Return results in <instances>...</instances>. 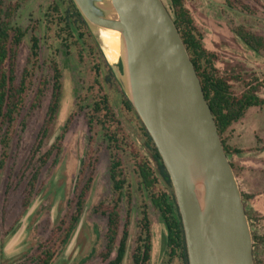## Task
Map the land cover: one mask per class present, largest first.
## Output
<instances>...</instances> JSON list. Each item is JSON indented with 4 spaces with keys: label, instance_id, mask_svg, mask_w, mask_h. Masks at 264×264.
Instances as JSON below:
<instances>
[{
    "label": "trees",
    "instance_id": "trees-1",
    "mask_svg": "<svg viewBox=\"0 0 264 264\" xmlns=\"http://www.w3.org/2000/svg\"><path fill=\"white\" fill-rule=\"evenodd\" d=\"M162 1V0H161ZM225 8L239 14L245 22H258L257 11L243 0H219ZM27 0H0V168L15 136L16 124L22 116L31 95L29 109L40 108L50 84V99L32 157L38 156V167L26 185L22 208L30 205L41 169L53 157L58 163L61 143L70 124L68 117L60 134L44 154L39 151L53 132L59 115L63 73L58 61L61 52L83 69V80L76 96L75 111L84 114L88 130L85 160L78 172L79 193L60 244L64 248L79 223L82 209L91 190L93 178L85 173L91 167L89 148L100 144L109 157V197L100 203L96 213L106 218L103 260L106 264H151L152 221L150 214L159 218L165 229V248L162 264H188L180 215L176 206L169 176L158 152L124 95L98 42L78 13L71 0H53L44 17L26 28L14 24L15 15ZM163 3V1H162ZM165 6L171 17L200 81L205 100L210 108L225 155L237 178L240 169L232 157L244 151L230 145L233 126L239 123L251 108H264V78L239 82L234 75H222L215 67V55L207 51L201 31L186 8L185 0H167ZM247 24L232 29L250 51L264 58V38L252 32ZM44 48L43 60L40 58ZM24 52L22 64L19 56ZM45 70L51 74L50 83ZM37 78H39L37 80ZM233 83L241 90L234 91ZM264 148V147H263ZM242 196L243 205L254 195ZM108 206V207H107ZM107 207V208H106ZM106 208V209H105ZM95 209V208H94ZM245 214L249 223L258 221L253 211ZM94 211V210H93ZM124 222L121 224V213ZM63 225V226H61ZM121 228V230H120ZM252 230V229H251ZM132 232V234H130ZM131 235V244L129 238ZM253 264H263L256 257L257 248L264 244V235L252 231ZM36 264H51L50 250L40 251ZM94 254V253H93ZM114 255L110 261L109 257Z\"/></svg>",
    "mask_w": 264,
    "mask_h": 264
},
{
    "label": "rangeland",
    "instance_id": "rangeland-1",
    "mask_svg": "<svg viewBox=\"0 0 264 264\" xmlns=\"http://www.w3.org/2000/svg\"><path fill=\"white\" fill-rule=\"evenodd\" d=\"M52 1L27 0L16 13L14 24L26 28L32 22L41 20ZM162 1L167 5V0ZM243 1L257 11V16L253 18L258 22L243 21L239 14L226 9L219 0H185L186 8L202 33L205 49L215 55V67L218 72L225 76L234 75L238 77L239 82L264 78L263 56L250 51L232 34L234 27L244 23L252 32L264 38V0ZM25 51L24 48L19 56L20 65ZM43 56L44 48L41 47V60ZM58 61L63 73L59 115L53 132L42 145L39 155L44 154L49 145H52L68 117H71L70 124L61 143L58 163L53 164L51 157L41 169L30 205L24 210L22 204L26 185L38 167V156L36 154L32 157V154L39 140L50 99L51 74L45 70L50 84L41 106L31 111V95L29 96L22 116L16 124L15 136L4 166L0 168V264H36V260L41 257L40 251L45 249L54 255L51 264H106L102 258L106 218L95 211L100 203H107L110 188L109 157L100 144L88 149L93 164L85 173L91 174L93 182L79 223L67 245L62 248L60 244V233L66 228L75 205L74 197L83 187L82 184L77 187L78 172L82 161L88 164L87 160L84 161L88 130L84 114L75 111L83 69L69 60L63 52L60 53ZM233 87L236 92L241 90L240 84L233 83ZM259 96L264 99V91ZM232 131L229 144L244 151L232 157L233 164L240 169L236 178L238 187L241 194L254 195L244 206L246 211H253L259 217L258 221L249 223L251 235L253 231L261 236L264 235V108L249 109L242 120L233 126ZM121 216L122 224L123 212ZM150 218L151 264H162L165 229L157 216L150 214ZM60 221L64 224L61 229L58 228ZM130 244L131 235L128 245ZM256 257L264 264V244L257 248ZM113 258L112 254L108 261ZM123 264H128L127 258Z\"/></svg>",
    "mask_w": 264,
    "mask_h": 264
},
{
    "label": "water",
    "instance_id": "water-1",
    "mask_svg": "<svg viewBox=\"0 0 264 264\" xmlns=\"http://www.w3.org/2000/svg\"><path fill=\"white\" fill-rule=\"evenodd\" d=\"M71 1L95 39L100 31L119 35L118 66L107 62L169 176L188 264H253L236 177L162 1Z\"/></svg>",
    "mask_w": 264,
    "mask_h": 264
},
{
    "label": "bare ground",
    "instance_id": "bare-ground-1",
    "mask_svg": "<svg viewBox=\"0 0 264 264\" xmlns=\"http://www.w3.org/2000/svg\"><path fill=\"white\" fill-rule=\"evenodd\" d=\"M96 39L106 60L112 64H117L120 57L119 35L112 32L100 31L96 33Z\"/></svg>",
    "mask_w": 264,
    "mask_h": 264
}]
</instances>
